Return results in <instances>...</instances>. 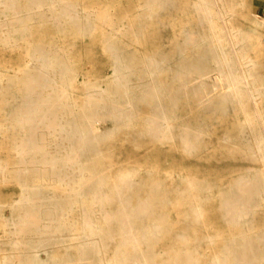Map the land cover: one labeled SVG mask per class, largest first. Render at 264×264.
<instances>
[{
	"label": "bare ground",
	"instance_id": "1",
	"mask_svg": "<svg viewBox=\"0 0 264 264\" xmlns=\"http://www.w3.org/2000/svg\"><path fill=\"white\" fill-rule=\"evenodd\" d=\"M215 1L221 11L220 2ZM116 2L3 0L1 3L13 10V16L7 23H0V33L7 46L13 36L3 37L6 27L23 37L30 25L43 23L48 18L54 25L63 27L60 32L77 36L90 37L100 27L99 32L113 42L106 47L110 53L115 57L123 53L133 55L135 49H141L140 42L144 39L145 7V19L150 21L154 9L169 12L182 7L176 0H146L145 3L143 0L136 6V15L128 18L115 7ZM195 14L200 24L211 29L209 33L187 34V45H197L198 52L203 54L191 58L197 63L177 66L184 72L178 73L172 87L156 72L162 67L158 61L149 59L138 63L145 70L141 83L144 102L149 106L145 125L151 126L150 130L144 129V137L183 143L192 165L182 177L183 187L175 185L173 172L160 174L154 167L144 175V184L124 177L114 193L104 192L103 199L91 208H75L82 202L67 200L52 204L41 198L36 186L22 184V195L31 207L24 209V216L9 226V241L15 247L39 245L69 250L63 255H52L51 264H264V86L251 79L247 59L240 53V34L230 29L218 31L212 12L202 0L196 4ZM224 16L220 12L221 20H225ZM255 20L264 22L259 15ZM208 37L219 59V65L211 68L214 71L211 75L207 66L208 49L202 46ZM222 37L229 40L235 54L240 70L237 75L230 69L228 56L221 51ZM116 39L127 42L121 46L114 44ZM46 49L53 51V47ZM69 65L49 63L41 52L32 54L28 61L34 71L33 79L27 84L26 98L14 115L18 128L25 129L26 137L18 141L14 152L23 161L37 152L68 148L75 151L68 155L62 167L56 162H22L19 167L22 176L38 167L43 179L54 181L62 177L68 182L72 178L70 168L80 156L92 153L95 143L105 136L109 121L113 123L111 134L122 126L133 125L129 116L136 106L134 101H129L131 96L127 93L132 72L124 62L116 61V93L126 92L124 98L128 103L106 102L100 107L105 95L93 89L81 110L79 137H70V142H65L70 131L63 126L66 112L50 102H66L69 85L65 79L74 72ZM16 77L20 79L21 75ZM46 79L51 84L45 83ZM183 100L188 102V124L175 117L177 103ZM107 106L111 108L105 109ZM88 187L103 189L104 184L97 180ZM143 187L144 198L133 201L132 190ZM185 195L183 203L189 208L180 210L179 219H174L168 213V206L177 209L180 197ZM112 204L117 207L110 210ZM75 212L80 216L71 215ZM179 220L188 222L187 229L178 228ZM72 250H78L77 257ZM27 256L37 255L16 252L8 259L21 262ZM30 263H33L31 259Z\"/></svg>",
	"mask_w": 264,
	"mask_h": 264
},
{
	"label": "rangeland",
	"instance_id": "2",
	"mask_svg": "<svg viewBox=\"0 0 264 264\" xmlns=\"http://www.w3.org/2000/svg\"><path fill=\"white\" fill-rule=\"evenodd\" d=\"M2 1L0 0V23H7L13 16V10L2 4ZM142 1L117 0L115 7L129 18L136 15V6ZM176 1L180 2L182 7H177L169 12L154 9L151 21L145 19L147 15L145 7L144 39L140 42L141 49H135L133 55L123 53V55L115 57L110 53L106 47L113 42L99 32L100 27H97L90 37L77 36L70 32H60L63 27L54 25L48 18L43 23L30 25L27 28L28 32L22 35L23 37L6 27L3 37L13 36V41L7 46L4 45L0 33V88L3 90L0 92V264H51L52 255L57 253L63 255L69 251L52 250L39 245L15 247L9 241V226L16 218L24 216V209L31 207L22 195V184L36 186L35 190L41 194V198L52 204L67 200L82 202L81 205H75V208H91L93 203L103 199L104 192L114 193L117 189L116 186L124 177L128 176L131 180L144 184V175L154 167L158 168L160 174L168 171L173 172L175 185L183 187L182 177L192 167L188 154L183 150V143L179 140L160 142L158 138L148 135L144 137V129L150 130L151 126L145 125L147 123L146 112L149 109L143 98L144 85H141L144 82L145 70L143 66L138 67V63L149 59L158 61L162 67L156 72L161 73L162 81L172 87L178 73L184 72L178 70L177 66L197 63L191 58L203 54L198 52L197 45H187L185 42L189 32L196 34L210 32L211 28L200 24L195 14V6L199 0ZM202 1L212 12L218 31L230 29L240 34V53L247 59L251 79L255 84L264 86V22L255 20L256 15L264 18V0H218L221 4V11L217 8L215 0ZM145 2L146 0H144ZM220 12L225 15V20H221L219 17ZM221 39L223 41L221 51L228 56L230 69L237 75L240 70L235 54L230 48L229 40L226 37ZM113 41H115L114 44L121 46L127 42L121 39ZM202 46H206L208 49L207 66H209L210 71L208 72L211 75L214 72L211 68L219 65V59L216 53H213V45L209 37ZM48 47H53V51L48 52L46 49ZM125 51L123 50V52ZM36 52L44 53V57L49 63H69V67L74 71L65 79V83L69 85L67 97H65V99L67 98L66 102L60 104L50 102L56 109L66 112L63 117V126L68 127L71 132L69 131L67 138L64 139L65 142H70V137H79L78 131L82 129L79 121L81 110L86 103L88 94L93 89L105 95L99 103L100 107L105 106L106 102L125 105L128 103L124 98L127 93L131 96L129 101H134L136 106L129 116L133 123L132 127L122 126L119 131L111 134L113 123L109 121L106 124L105 136L95 143L96 148L92 150V153L80 156L77 164L70 168L69 172L72 178L68 182L62 177L54 181L43 179L44 175L40 173L38 167L26 171L22 176L19 167L22 162L26 163L32 160L42 164L56 162L62 167L66 163L68 155L75 150L68 148L37 152L23 161L14 152L18 141L26 137L25 129L18 128L19 125L14 115L15 110L22 106L24 98H26L27 84L33 79L34 71L28 66V61L31 55ZM182 56L187 59L181 60ZM116 61L124 62L127 70L132 72L127 93L124 91L116 93ZM17 74L21 75L20 79L16 77ZM210 81L212 82V80ZM50 82L49 79L45 80L47 84ZM165 104L173 105L172 102H165ZM177 104L175 108L177 121L188 124L189 116L186 108L188 102L183 100ZM110 108L107 106L105 109ZM177 132L178 130L174 135H177ZM86 169H89L90 172H86ZM96 175L100 177L95 178ZM92 176L95 178L94 180L91 179ZM157 176V174L154 175V178ZM97 180L103 182V189L88 187ZM146 180H149L148 177ZM73 192L81 193V195L70 197L68 194ZM132 192L134 193L133 201H138L141 197L144 198V187L134 189ZM141 193L142 196L137 195ZM185 197L186 195L184 198L180 197L181 204L177 209L172 210L171 205L168 206V213L175 216L174 219H179L178 212L180 210H188L189 205L183 203L186 200ZM116 207L117 205L112 204L109 209L113 210ZM71 215L80 216L77 212ZM187 227L188 222L178 221L179 229H187ZM16 252L35 253L37 256L23 257L21 262L8 259L9 255ZM77 252L78 250H72V254L76 257ZM30 259L33 263H30Z\"/></svg>",
	"mask_w": 264,
	"mask_h": 264
}]
</instances>
